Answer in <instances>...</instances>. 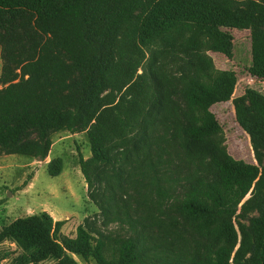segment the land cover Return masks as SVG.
Returning <instances> with one entry per match:
<instances>
[{"label":"trees","instance_id":"trees-1","mask_svg":"<svg viewBox=\"0 0 264 264\" xmlns=\"http://www.w3.org/2000/svg\"><path fill=\"white\" fill-rule=\"evenodd\" d=\"M220 25L250 28L249 73L264 79V0H0V149L43 160L52 132L85 131L80 169L98 208L73 237L46 211L5 225L13 264H264V180L235 249L254 172L211 110L235 81L208 53L231 54L225 35L207 38ZM235 104L264 165V94Z\"/></svg>","mask_w":264,"mask_h":264},{"label":"rangeland","instance_id":"rangeland-1","mask_svg":"<svg viewBox=\"0 0 264 264\" xmlns=\"http://www.w3.org/2000/svg\"><path fill=\"white\" fill-rule=\"evenodd\" d=\"M189 28L196 35L202 34L198 24L189 23ZM218 35H225L231 54L217 47L219 43L210 47L208 53L219 71L225 74L234 72L235 81L220 88L221 99L211 110L221 124L229 155L252 166L254 172L251 186L238 203L237 214L232 219L237 234V249L242 239V227L247 231L249 218L258 214L257 209L243 211L242 206L248 200L249 204L254 205L260 193L258 184L264 180V165L257 159L250 133L238 120L235 100L245 95L247 88L264 94V79H257L249 73L252 59L250 28L220 25L218 32L207 38L209 41H218ZM2 65L0 46V78ZM3 86L0 84V88ZM51 139L49 154L43 160L7 154L0 149V230L19 217L46 211L54 220H65L61 230L63 234L73 237L77 226L98 212L97 206L88 196L87 183L80 169V157L86 159L92 155L87 133L60 130L52 132ZM53 159L62 160V171L55 176L48 172V163ZM117 227L111 224L108 230H117ZM19 253L21 249L14 241H0V264H13ZM74 257L79 264H97L95 261L85 262L75 254ZM56 262L47 259L40 264Z\"/></svg>","mask_w":264,"mask_h":264}]
</instances>
